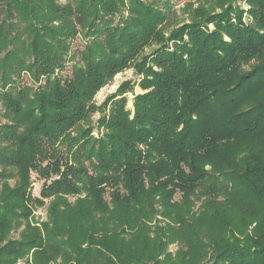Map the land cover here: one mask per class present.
Here are the masks:
<instances>
[{"label": "trees", "instance_id": "1", "mask_svg": "<svg viewBox=\"0 0 264 264\" xmlns=\"http://www.w3.org/2000/svg\"><path fill=\"white\" fill-rule=\"evenodd\" d=\"M177 1L0 0V264H264V0Z\"/></svg>", "mask_w": 264, "mask_h": 264}, {"label": "rangeland", "instance_id": "2", "mask_svg": "<svg viewBox=\"0 0 264 264\" xmlns=\"http://www.w3.org/2000/svg\"><path fill=\"white\" fill-rule=\"evenodd\" d=\"M67 0H58L59 3L63 4L65 3ZM186 0H178L175 3L174 6V16L171 15L170 16V28L175 27L179 24H181L184 21H187V14L185 12V10H183V6ZM242 8H246L243 4L240 5ZM77 44H79V42H77ZM80 45V44H79ZM79 45H76V47H78ZM149 49H147L145 51V53H149ZM124 81H138L137 77L134 75V71L133 70H127L125 72H122L118 75H116L114 77V79L112 80V82L105 86L104 88H102L97 95L95 96V102L97 105H101L102 102L105 100V98L109 95L112 94L116 91L117 87L120 86ZM141 93L140 89L138 87L134 88L133 93H128L126 95L127 99H128V104H127V108L128 109H132V98H133V94H139ZM100 114L97 113L95 114L91 120H90V125H95L97 119L99 118ZM87 126V125H86ZM84 126V127H86ZM94 136H97V131L94 130L93 132ZM32 180H33V184H32V194L34 196H38L39 193V189H40V185H41V181H39L35 175H32ZM10 184H13V181H10ZM72 200V199H70ZM35 216L39 219V220H45V216H46V211L44 207L38 208L35 211ZM12 237L16 238L17 237V232H13L12 233ZM170 251H174L175 250V246L172 245L169 247ZM18 264H24V261L19 262Z\"/></svg>", "mask_w": 264, "mask_h": 264}]
</instances>
